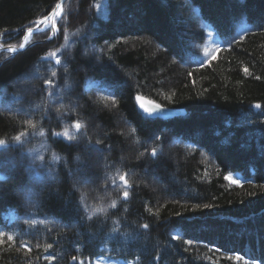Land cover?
I'll return each mask as SVG.
<instances>
[{"label": "trees", "instance_id": "1", "mask_svg": "<svg viewBox=\"0 0 264 264\" xmlns=\"http://www.w3.org/2000/svg\"><path fill=\"white\" fill-rule=\"evenodd\" d=\"M57 1L0 0V37ZM58 26L0 56V264H264V0H67Z\"/></svg>", "mask_w": 264, "mask_h": 264}, {"label": "rangeland", "instance_id": "2", "mask_svg": "<svg viewBox=\"0 0 264 264\" xmlns=\"http://www.w3.org/2000/svg\"><path fill=\"white\" fill-rule=\"evenodd\" d=\"M46 35L47 34L45 32H43L41 35H39L38 39L43 38ZM94 36H95V32L94 31H90L89 34H88V38H92ZM8 45L9 44L6 43L5 39L3 37H0V47H3V46L6 47ZM88 47H90V46H88ZM57 49H58V46L55 45V46H53L52 51H57ZM0 56H3V59H4V58H7V57H10V54L8 52L2 51L0 53ZM184 57H185V59L188 62L193 61V58L190 55L186 54ZM36 74L37 73L35 72L34 74H31V76L20 77L19 80H21V81L28 80L31 77H34V75H36ZM71 104L75 106V101L73 102V100H72ZM119 121L125 123L123 117H121L119 119ZM137 141L138 140L136 138H133L134 144H136ZM92 150L94 151L95 156L99 157L100 159L102 157H104V153L106 152V151H103V150H101V149H99L97 147H92ZM103 167H104V169L107 168L108 164L104 163ZM72 173L74 175V181L79 183L80 185H82L84 188H87V191L89 190L88 191L89 195H94L95 194V192L98 190L97 189L98 188L97 185L100 183V181H99V177L96 174L89 173V167L82 166L79 163H77L76 169L73 170ZM75 176H77V177H75ZM106 176H107V172H106ZM143 178L144 179L140 181L141 183L147 184V185H149L151 188H153L155 190L162 189L163 191L170 187V183L178 184V182H179V180L175 176H171L169 178H166V177L164 178L161 175L158 176L155 173V168H148L147 170H145V175L143 176ZM30 191H31L30 189H28V191H27V189L23 188V189L20 190V194L24 195V197L29 198L31 196Z\"/></svg>", "mask_w": 264, "mask_h": 264}, {"label": "water", "instance_id": "3", "mask_svg": "<svg viewBox=\"0 0 264 264\" xmlns=\"http://www.w3.org/2000/svg\"><path fill=\"white\" fill-rule=\"evenodd\" d=\"M63 2H64V0H60L57 3L56 7L54 8L53 12ZM14 49H15L16 52L22 50L21 47H14ZM137 103H138L140 109L148 116H165V117H169V116H174V115H177V114H180V113L184 112L183 110H175V109L164 108V107L156 105L155 103H152L148 99H145V98H142V97L137 99Z\"/></svg>", "mask_w": 264, "mask_h": 264}, {"label": "snow or ice", "instance_id": "4", "mask_svg": "<svg viewBox=\"0 0 264 264\" xmlns=\"http://www.w3.org/2000/svg\"><path fill=\"white\" fill-rule=\"evenodd\" d=\"M45 23H47V24H51V23H52L51 18H50V17H48L47 19L44 18L43 21L38 22L37 30H39V24H45ZM28 31L31 32L32 29H29ZM212 59H216V57H212ZM244 71H247V69H244ZM53 75H55V73H53ZM47 83H48V84H51V81H49V82H47ZM29 123H31V121H29ZM77 123H79V122H77ZM23 135H24V134L21 133V135H20V136H16L15 139H16L17 141H19V140L21 139V136H23ZM41 135H43V133H41ZM5 143H6V142H5L3 139H0V146H4ZM29 150L31 151V149H29ZM153 152H155V149H153ZM53 158H54L55 160H59V159H60V157H59L58 155H55V154H54ZM2 179H3V177H0V180H2ZM226 179L229 180V181H231L233 184H236V185H239V184L241 183L240 180L233 179V177H232L231 175L227 176ZM125 180H127V179H126V177L124 176L123 179L121 180V183H124ZM125 195L127 196V193H125ZM114 203H115V202H114ZM3 237H4V234H3V233H0V244H3V243H4V238H3ZM8 239H9L10 241H12V240H14V237H13V236H8ZM48 247H51V245H49ZM24 248H25L27 251H31V249L29 248V246H28L27 244L24 245ZM53 258H54V257H53ZM237 259H239V257H237Z\"/></svg>", "mask_w": 264, "mask_h": 264}, {"label": "bare ground", "instance_id": "5", "mask_svg": "<svg viewBox=\"0 0 264 264\" xmlns=\"http://www.w3.org/2000/svg\"><path fill=\"white\" fill-rule=\"evenodd\" d=\"M59 13H60V8L57 10V13L54 16L51 17L52 24H55L56 23V21L58 19V16H59ZM44 25L47 27L50 24L45 23ZM31 35H32V32L27 31L25 33L24 37H23V40L27 41L31 37Z\"/></svg>", "mask_w": 264, "mask_h": 264}]
</instances>
